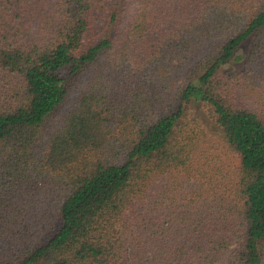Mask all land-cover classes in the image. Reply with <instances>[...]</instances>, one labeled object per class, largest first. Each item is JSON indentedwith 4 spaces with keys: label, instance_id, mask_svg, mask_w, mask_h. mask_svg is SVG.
Segmentation results:
<instances>
[{
    "label": "trees",
    "instance_id": "obj_1",
    "mask_svg": "<svg viewBox=\"0 0 264 264\" xmlns=\"http://www.w3.org/2000/svg\"><path fill=\"white\" fill-rule=\"evenodd\" d=\"M0 264H264V0H0Z\"/></svg>",
    "mask_w": 264,
    "mask_h": 264
},
{
    "label": "rangeland",
    "instance_id": "obj_2",
    "mask_svg": "<svg viewBox=\"0 0 264 264\" xmlns=\"http://www.w3.org/2000/svg\"><path fill=\"white\" fill-rule=\"evenodd\" d=\"M59 74H60L61 78H63V79H66L69 77V71L67 68L60 70ZM191 111H192V115L203 125L204 130L209 131L211 126H210V124L209 125L207 124L208 122L206 121V118L203 114L202 109L200 108V105L198 103H193L192 107H191ZM205 127H206V129H205Z\"/></svg>",
    "mask_w": 264,
    "mask_h": 264
}]
</instances>
